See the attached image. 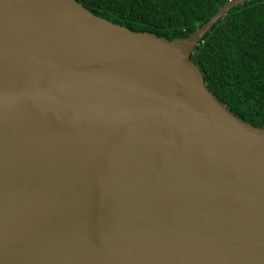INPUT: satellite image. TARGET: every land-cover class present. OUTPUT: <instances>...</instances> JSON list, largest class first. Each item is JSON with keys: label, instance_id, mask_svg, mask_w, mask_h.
<instances>
[{"label": "water", "instance_id": "95a60500", "mask_svg": "<svg viewBox=\"0 0 264 264\" xmlns=\"http://www.w3.org/2000/svg\"><path fill=\"white\" fill-rule=\"evenodd\" d=\"M185 37L76 0H0V264H264V127Z\"/></svg>", "mask_w": 264, "mask_h": 264}, {"label": "trees", "instance_id": "16d2710c", "mask_svg": "<svg viewBox=\"0 0 264 264\" xmlns=\"http://www.w3.org/2000/svg\"><path fill=\"white\" fill-rule=\"evenodd\" d=\"M95 15L168 40L185 37L226 0H76ZM189 58L227 108L264 127V0L232 6L202 35Z\"/></svg>", "mask_w": 264, "mask_h": 264}]
</instances>
